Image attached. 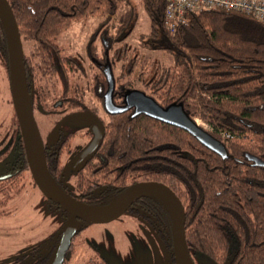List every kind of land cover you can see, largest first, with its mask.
Returning a JSON list of instances; mask_svg holds the SVG:
<instances>
[{
  "label": "trees",
  "instance_id": "obj_1",
  "mask_svg": "<svg viewBox=\"0 0 264 264\" xmlns=\"http://www.w3.org/2000/svg\"><path fill=\"white\" fill-rule=\"evenodd\" d=\"M6 2L19 35L30 98L41 106H50L49 100L60 94L74 101L68 90H56V65L66 62L71 70L72 64L55 37L75 20L97 17L94 33L112 37L113 45L123 43L134 27L138 5L147 19L143 45L165 55L168 62L152 65L115 49L105 57L114 90L138 89L163 107L180 104L191 119L209 126L206 131L221 141L226 153L220 158L178 127L122 112L103 121L94 158L62 191L85 207L101 209L135 185L162 184L181 205L191 264H264V168L246 158L264 163V24L240 12L213 9L190 15L186 24L170 32L162 24L165 0H138L137 5L133 0ZM93 44V39L85 43L88 56L101 57ZM0 59L7 70L1 19ZM97 76L102 79L96 70L95 80ZM93 92L101 93L96 82ZM64 153L63 147L58 158ZM49 167L52 179L61 180V168L55 162ZM26 171L18 134L12 167L0 176V207L22 191ZM134 214H140L171 251L172 218L166 205L148 196ZM63 231L56 232L46 249L49 256ZM41 252L42 248L31 250ZM23 259L18 262L24 264Z\"/></svg>",
  "mask_w": 264,
  "mask_h": 264
},
{
  "label": "rangeland",
  "instance_id": "obj_2",
  "mask_svg": "<svg viewBox=\"0 0 264 264\" xmlns=\"http://www.w3.org/2000/svg\"><path fill=\"white\" fill-rule=\"evenodd\" d=\"M138 0H133L136 3ZM134 27L125 38L126 57L138 55L144 63L167 64V58L160 52L154 51L143 45L147 32V19L142 9L137 5ZM97 17L75 20L70 26L55 37V42L63 48L66 55H73L77 61L81 62L84 68L87 66L84 58V44L93 28L97 25ZM119 45H114L112 50ZM121 47V46H119ZM121 63V61H119ZM117 63V66L119 65ZM118 68L114 70L115 77ZM88 79V74L83 79L84 85ZM89 97V94L86 93ZM12 107L10 103V93L8 79L0 66V152L3 149L4 140L11 143L9 127L13 121ZM195 123L204 130H209V126L200 119L194 118ZM67 129L75 130L73 141L78 143L73 147V151L65 165L74 161L75 152L78 146L86 141L81 134L87 126L84 120H74L66 122ZM41 129V128H40ZM44 133L43 130H41ZM79 132V133H77ZM79 144V145H78ZM0 173L7 168L4 163L12 158L11 151L1 153ZM6 155V156H5ZM1 156H4L2 159ZM7 158V159H5ZM26 176V175H25ZM4 214L0 217V264H19L17 260L28 255L36 248L48 247L59 229H65L71 219H63L61 214L53 207H48L38 190L32 185L30 179L25 177V185L22 191L10 198L0 207ZM76 227L78 224H71ZM75 246V254L71 257V264L84 262L88 258H95L101 255L108 262L117 264H165L167 255L161 248L159 239L154 231L140 219L125 214L110 222L103 224H90L72 241ZM46 249L41 253H46ZM28 260H26L27 262ZM69 263V264H70Z\"/></svg>",
  "mask_w": 264,
  "mask_h": 264
},
{
  "label": "water",
  "instance_id": "obj_3",
  "mask_svg": "<svg viewBox=\"0 0 264 264\" xmlns=\"http://www.w3.org/2000/svg\"><path fill=\"white\" fill-rule=\"evenodd\" d=\"M0 19L6 37L13 106L20 128L25 159L32 180L44 199L56 205L74 220L90 224H103L119 217L133 201L143 197L154 196L166 205L171 214L172 257L174 264H191L184 242V217L181 205L175 195L164 185L158 183L135 185L115 206L101 209L82 206L65 196L53 185L45 168L40 137L32 117L19 35L6 0H0ZM104 74L108 82V95L112 88V77L108 67L104 69ZM126 97L125 105L120 109L112 108L109 101L105 99L106 109L110 113H116L129 107H134V112L136 113H143L148 117L184 130L201 145L220 156V158H224L226 155L221 141L215 139L206 130L197 125L195 120L184 112L180 104H169L162 107L139 90H127ZM69 117L71 119H86L90 123V128L93 132L91 142L81 155V163L84 164L99 147L103 137V127L95 116L89 113L74 114ZM246 158L248 161L253 162L255 166L264 168L263 162L249 155ZM73 229L74 227L70 223L65 227L52 264H61L73 235Z\"/></svg>",
  "mask_w": 264,
  "mask_h": 264
},
{
  "label": "flooded vegetation",
  "instance_id": "obj_4",
  "mask_svg": "<svg viewBox=\"0 0 264 264\" xmlns=\"http://www.w3.org/2000/svg\"><path fill=\"white\" fill-rule=\"evenodd\" d=\"M94 28H93L92 32L90 33V35L88 36L86 42L89 41L90 39H93V43H94L93 46H96L97 49L99 47L98 51H99V53H101V57H100V55L97 58H96V56L95 57L94 56H88V54L84 48V56H85L84 58L86 59V62H87L86 68L83 69L81 62L77 61V59L74 55H73V57L71 55H69L71 57L68 58L71 60L70 63L72 64L71 70H70L69 66L65 64L66 62H63L61 65H59V64L56 65V67H57V71L55 73L56 90L59 92H65L66 90H68L69 92H71V94L74 98V101H72L70 97L66 96V94H60L58 97H55L54 99L49 100V102L51 104L50 106L42 105L43 106L42 107L38 103L37 104L33 103L34 97H33V100H32V98H30L29 90L27 88L28 97H29V101H30V105H31L32 117H33L36 129L38 131L40 141H41V145H42V149H43L45 168L47 170V173H48L53 185L61 193H63L65 196H67V194H65L62 191L63 187H65V185H68V184L71 185L72 184L73 179L75 178V175L78 174L76 172L82 171L83 168L86 167L90 161H92V159L94 158V155L98 149V148L96 149L94 154L91 156V158L89 160L86 161V163H84V164L81 163L82 152L91 142V139L93 137V132L90 128V123L86 119H78V118H72L71 119L69 116L74 115V114L89 113V114L95 116V118L100 122V124L102 126L103 121L107 118V116L119 114L122 112H125V113L129 112V114L131 112L134 113V107H129V108H127L121 112H116V113H110L106 109L105 99H107L109 101L112 108H114V109H120L121 107H123L125 105V102H126V98H127L126 92L128 89H123V91H125V92L115 91L114 88L116 86V83L114 81V83H112L111 91L107 95L108 82H106L107 79H106L105 74H104V69L107 68L105 66V62H106L105 57L106 56L109 57V56L113 55L114 50H112V47L114 45L111 42L112 37H108L106 34L104 35V33H98L97 31L94 33ZM119 37L120 36H118L117 39H119ZM120 40H119V42H120ZM123 44H124V41H123V43L117 44V45L121 46V47H119V46L117 47V50L119 51V52H117L118 54L121 51L126 52L125 45H123ZM84 47H85V44H84ZM60 48H62V47H60ZM62 50H63V48H62ZM92 58H96V62H94V60ZM0 66L3 69V71L6 75V78L8 79L10 103H11L12 112H13V114H12L13 121L11 122L10 127H9V135H10L11 143L9 144L3 140L2 143L4 145H3V149H1V150H4V152L3 151L0 152V155H2L1 153H7L8 151L9 152L11 151V154H12V158H10V161L9 162L6 161L4 163V165H7V168H5V170L0 173V176H3L12 167L14 150L16 149V145H17V135L19 134L20 140H21V135H20V128H19L18 120H17L16 114L14 111V106H13V98H12V91H11L8 60H7V70L3 67L1 59H0ZM96 70H97V72H99L101 74L102 79L99 76H97L96 80L94 79L95 75H96ZM87 74H88V79L85 80L84 85H81V78L83 79L85 76H87ZM97 80L99 81V83L97 82ZM25 82H26V79H25ZM95 82L99 85L101 93H94L93 92V88L95 87ZM26 87H27V85H26ZM134 90H136V89H134ZM53 92L55 93L56 91L54 90ZM86 93L89 94V97ZM146 96H148V95H146ZM81 103L88 105L91 108V110L83 108ZM43 104H47V103L43 102ZM70 104H72L73 106H70ZM141 114H143V113H141ZM74 120H84L87 122V126H85V128L82 130V132L81 133L77 132V133L81 134V136L83 135L86 138V141L83 143V145L78 144L79 145L78 150L74 151L76 154L74 161L70 162L69 165H67V170H66L65 165L69 159V156L71 155V152L74 150L73 147L78 142L73 141L75 134H76L75 133L76 131L72 130V129H67L64 125L66 122H71ZM41 130H43L44 133H42ZM66 137L68 138V141H67ZM21 146H22V151L24 154L22 140H21ZM63 147L65 149V153L60 155V158H58L57 153H59L60 149H62ZM1 158L3 159L4 156H1ZM5 159H7V158H5ZM24 159H25V154H24ZM66 159H67V161H65ZM25 162H26V159H25ZM50 162H55L56 165L61 168V173L59 174L61 177V180L52 179V177L50 175V167H49ZM26 166H27V171L24 173V185H25V177L27 176L30 179L32 185L37 189V187L35 186V184L32 180V177L30 175L27 162H26ZM53 180H55V182ZM38 192H39V190H38ZM67 197H69V196H67ZM143 198H145V197H143ZM143 198H139V199L133 201L120 216L128 214V215H131V216H134V217L140 219L142 222H145L141 218L140 214H134L136 207H138V205H139V201L142 200ZM43 199H44V197H43ZM122 199H123V196L121 198H119L117 201L107 205L106 207H109L113 204L116 205ZM44 201L49 202L46 199H44ZM47 206H48V204H47ZM48 207H53L54 209L56 208V210L59 212V214H61L63 219H67V218L71 219L72 222L70 224H76V223L78 224L73 229L74 233L71 236L67 251L65 252L63 259H62V262H61V264H69L71 261V257L75 254L74 253L75 252V246L72 243L74 237L76 235H79L82 232V230H84L88 225H90V223H85V222H81V221H77V220L72 219L70 216H68L66 213L62 212L54 204H52V206H48ZM68 224H69V222H68ZM157 237L159 239L161 248L165 251V253L167 255V259L165 261V264H174L173 257H172V237H171V251L168 247V242L161 239L158 235H157ZM60 240H59V243H60ZM59 243L57 245V249H58ZM45 248H48V247H45ZM45 248H42V250H45ZM56 252H57V250L51 256H49L47 252L46 253H31L30 252L28 255L24 256L22 263H24V264H52V262L54 261L55 256H56ZM26 260H28V261L26 262ZM17 262H18V260H17ZM116 263L119 264L118 262H116ZM19 264H21V263L19 262ZM76 264H115V263L108 262L105 257H103L101 255H97L95 258H88L84 262L82 261V262L76 263Z\"/></svg>",
  "mask_w": 264,
  "mask_h": 264
},
{
  "label": "built area",
  "instance_id": "obj_5",
  "mask_svg": "<svg viewBox=\"0 0 264 264\" xmlns=\"http://www.w3.org/2000/svg\"><path fill=\"white\" fill-rule=\"evenodd\" d=\"M213 9L240 12L264 24V0H165L162 24L172 32L190 15Z\"/></svg>",
  "mask_w": 264,
  "mask_h": 264
},
{
  "label": "bare ground",
  "instance_id": "obj_6",
  "mask_svg": "<svg viewBox=\"0 0 264 264\" xmlns=\"http://www.w3.org/2000/svg\"><path fill=\"white\" fill-rule=\"evenodd\" d=\"M113 206H115V204H113V205L109 206L108 208H111V207H113Z\"/></svg>",
  "mask_w": 264,
  "mask_h": 264
}]
</instances>
